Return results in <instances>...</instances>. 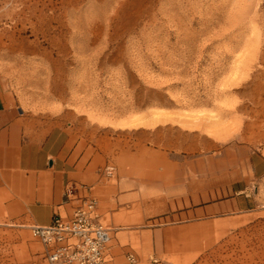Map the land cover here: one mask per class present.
<instances>
[{
    "label": "rangeland",
    "instance_id": "obj_1",
    "mask_svg": "<svg viewBox=\"0 0 264 264\" xmlns=\"http://www.w3.org/2000/svg\"><path fill=\"white\" fill-rule=\"evenodd\" d=\"M0 72L57 74L113 263L264 264V0H0ZM31 223L0 206V264H50Z\"/></svg>",
    "mask_w": 264,
    "mask_h": 264
},
{
    "label": "crops",
    "instance_id": "obj_2",
    "mask_svg": "<svg viewBox=\"0 0 264 264\" xmlns=\"http://www.w3.org/2000/svg\"><path fill=\"white\" fill-rule=\"evenodd\" d=\"M56 75L0 72V206L11 208L31 224L48 225L53 214H70L75 201L66 200V184L87 186L94 196L102 193L98 150L89 152L85 147L78 155L71 148L65 151L71 138L62 141L61 135L67 133L68 122L64 113L57 116L55 104L68 95L61 83L43 87L40 81ZM59 77L65 78L64 74ZM42 103L49 108L41 110ZM82 140L80 135L79 143ZM58 141L63 145L57 150ZM108 196L97 198L102 200L99 211L109 206Z\"/></svg>",
    "mask_w": 264,
    "mask_h": 264
},
{
    "label": "built area",
    "instance_id": "obj_3",
    "mask_svg": "<svg viewBox=\"0 0 264 264\" xmlns=\"http://www.w3.org/2000/svg\"><path fill=\"white\" fill-rule=\"evenodd\" d=\"M67 201H75L70 214L55 213L48 225L30 224L31 234L43 246L50 264H115L109 259L111 227L104 224L98 210V199L87 186L66 184ZM134 263L133 254L126 257Z\"/></svg>",
    "mask_w": 264,
    "mask_h": 264
}]
</instances>
